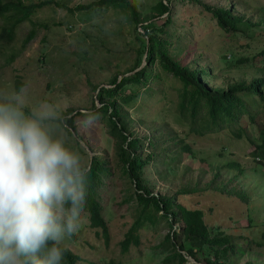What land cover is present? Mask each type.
Listing matches in <instances>:
<instances>
[{
	"label": "rangeland",
	"instance_id": "rangeland-1",
	"mask_svg": "<svg viewBox=\"0 0 264 264\" xmlns=\"http://www.w3.org/2000/svg\"><path fill=\"white\" fill-rule=\"evenodd\" d=\"M96 1L52 0L16 27L11 43L0 39V90L16 91L19 83L26 111L47 102L57 109L61 120L71 118L73 134L62 122L59 130L67 146L78 151L87 166L90 157L98 155L107 168L95 190L109 237L105 241L101 231L96 234L84 211L78 235L65 241L66 247L80 256L78 264H105L112 258L129 264H174L163 259L170 250L162 252V247H157L168 230L163 221L145 222L139 230V244H131L125 253L120 250L119 241L135 214V202L126 200L133 183L121 173L117 139L109 132L106 118L94 111L102 104L97 98L99 89L111 87L114 74L130 76L144 65L147 39L141 25L155 14L153 6L158 0H129V4ZM168 1L173 18L168 32L172 35L161 33V37L167 38L165 47L173 61L205 68L206 83L215 87L264 76V58L258 54L264 48V0ZM91 2L95 3L74 11L57 5ZM202 2L229 7L249 21L236 33L226 32ZM130 4L139 12L138 24L133 23ZM164 15L155 18L156 25L165 20ZM31 28L34 36L17 52ZM12 53L16 55L10 59ZM146 69L150 76L125 88L124 93H137L130 103H120L118 95L113 98L128 130L140 139L139 151L143 155L154 151L144 168L148 187L152 193L175 196L186 207L201 208L212 233L223 230L231 234L235 250L225 264H264V158L252 153V140L260 139L264 128L259 99L256 95L248 98V111L232 127L221 123L199 133L192 126L200 128L208 115L201 110L192 123L178 111L180 81L165 73L159 61L148 62ZM101 95L108 97L105 92ZM254 98L257 101L252 102ZM237 126L243 128L240 136L233 132ZM149 141L155 142L153 148ZM185 145L189 149L182 147ZM181 225L178 220L173 226L180 232L177 226ZM208 252L204 248L200 264H205L203 255ZM188 257L185 264H198Z\"/></svg>",
	"mask_w": 264,
	"mask_h": 264
},
{
	"label": "trees",
	"instance_id": "trees-1",
	"mask_svg": "<svg viewBox=\"0 0 264 264\" xmlns=\"http://www.w3.org/2000/svg\"><path fill=\"white\" fill-rule=\"evenodd\" d=\"M52 0H40L34 2H25L24 0H6L0 2V39L5 38L6 44L11 43L16 35V27L25 20H30L32 12L43 5L50 3ZM124 1L129 4V0H97L98 4L116 3ZM201 2V0H194ZM95 2L88 4H77L73 7L63 3L57 5L63 6L69 11L89 7ZM203 7L211 12V16L216 19L219 27L228 32L236 33L242 24H247L246 19L241 14L233 13L229 7L211 6L202 2ZM153 9L156 11L154 15L147 18L149 21L142 24V34L146 37L144 44V52H146V64L139 70L133 72L130 76H119L114 74L110 83L111 87L102 86L99 91L108 96L106 99L103 95H99L101 106L95 107V112H102L109 125V132L117 139L118 144V160L120 162L121 173L127 178H130L133 187L132 191L126 196V200L135 202V214L129 227L119 241L120 250L125 253L130 249V245H137L140 242L139 230L143 228L145 222L159 223L163 221L168 226L167 232L162 240L157 244V247H162V252L167 250L168 253L163 257L164 261L174 264H185L188 261L187 256L192 257L197 261L204 248L208 249V253L203 255L205 264L226 263L229 255L235 250V244L232 235L217 230L211 232L210 228L204 220V211L201 208L186 207L181 204L175 196L152 193L148 187V183L144 177L145 165L151 160L154 151H149L143 155L140 149V139L133 135V132L128 130L126 123L121 118L120 106L118 105L113 95H118L121 102L130 103L135 97L136 92L130 90L124 93L128 84H140L143 82V76H150V70L146 69L147 63L159 61L161 68L175 76L181 83L182 87L179 92L178 111L189 121L194 123L199 111H204L208 118H205L203 125L192 126V129L202 133L205 129L211 126H218L221 123H230L228 128L232 127L244 112L248 111L247 100L250 96L256 95L259 99L262 109H264V76L252 78L249 81L238 80L232 81L227 86L215 87L209 86L206 83L205 75L207 70L202 67L191 68L187 65H180L172 60L168 49L165 47L167 38L161 37V33L172 35L169 27L173 22L171 17V4L168 0H158ZM131 16L134 24L139 23V12L135 4H130ZM164 15L165 20L159 25H156L155 18ZM159 31V32H157ZM35 29L31 28L23 40L21 41L18 51L23 50L27 42L34 36ZM174 34V33H173ZM141 42V40L139 39ZM143 43V42H142ZM264 58V48L259 52ZM15 53L10 54L9 58L15 57ZM136 64V63H135ZM97 87V85L95 86ZM20 88L19 83L16 84V91ZM257 98L251 99L252 102L257 101ZM72 109H68L71 111ZM77 112V111H76ZM80 113V112H78ZM89 115V113H86ZM65 116V115H64ZM70 134L71 118L64 117L61 120ZM243 131L242 126H237L233 132L240 136ZM79 138V136H78ZM255 143V150L252 152L260 159L264 158V128L260 131V139L252 140ZM148 143L151 148L155 145L154 141ZM184 149H189V146H182ZM88 167L89 172V191L85 211L88 213V225L95 228L96 234L101 235L107 241L109 237L108 225L102 215V205L97 197L95 186L98 185L100 176L107 171L103 160L98 155L91 156V162ZM180 220L182 222L180 232L174 227V223ZM79 229L74 233L76 237ZM181 233V236L179 235ZM80 256L67 247L63 264H78ZM105 264H129L122 260L110 259Z\"/></svg>",
	"mask_w": 264,
	"mask_h": 264
},
{
	"label": "clouds",
	"instance_id": "clouds-1",
	"mask_svg": "<svg viewBox=\"0 0 264 264\" xmlns=\"http://www.w3.org/2000/svg\"><path fill=\"white\" fill-rule=\"evenodd\" d=\"M0 90V264H63L80 226L90 168L47 103Z\"/></svg>",
	"mask_w": 264,
	"mask_h": 264
},
{
	"label": "water",
	"instance_id": "water-1",
	"mask_svg": "<svg viewBox=\"0 0 264 264\" xmlns=\"http://www.w3.org/2000/svg\"><path fill=\"white\" fill-rule=\"evenodd\" d=\"M145 55H146V52H145V54H144V56H143V59H142V60L144 61V63H143V64H145V62H146V57H145ZM140 66H142V63H141V65H140ZM140 66H139V67H140ZM105 86H107V85H105ZM96 103H98V104H99V101H98V99H96ZM90 162H91V157H90ZM90 162H89V163H90ZM187 258H189V257L187 256ZM190 258H191V259H193L192 257H190ZM193 260H194V259H193ZM194 261H195V260H194Z\"/></svg>",
	"mask_w": 264,
	"mask_h": 264
}]
</instances>
